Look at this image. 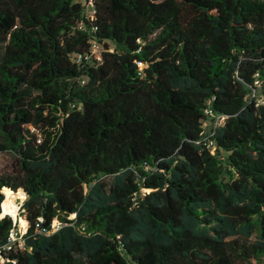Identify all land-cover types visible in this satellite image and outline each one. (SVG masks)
Returning a JSON list of instances; mask_svg holds the SVG:
<instances>
[{
    "label": "trees",
    "instance_id": "16d2710c",
    "mask_svg": "<svg viewBox=\"0 0 264 264\" xmlns=\"http://www.w3.org/2000/svg\"><path fill=\"white\" fill-rule=\"evenodd\" d=\"M93 4L0 0V154L19 165L1 253L8 189L26 196L16 264H263L264 0ZM92 38L114 52L79 69Z\"/></svg>",
    "mask_w": 264,
    "mask_h": 264
},
{
    "label": "built area",
    "instance_id": "2783aa9c",
    "mask_svg": "<svg viewBox=\"0 0 264 264\" xmlns=\"http://www.w3.org/2000/svg\"><path fill=\"white\" fill-rule=\"evenodd\" d=\"M85 9H86L85 13L87 17H92L94 15L95 12H94L93 0H88ZM97 30L98 29L96 27H93L91 29V32L96 33ZM104 43L106 44L107 42L106 41L101 42L96 38H92V40L90 41L89 53L85 55L74 54L71 57V61L74 64H76L79 69L83 68L85 64L89 66H94L95 64L101 63L103 54L105 52H110V53L114 52L113 47L109 48V50H106ZM108 44L110 45V43ZM138 66L140 70H142L143 65L141 63H138ZM255 78H256L254 82L255 89L252 91L249 98L255 101L256 107H259L261 105H264V91L259 81V75L257 74ZM86 82H87V78L83 77L80 83L81 85H85ZM205 115L207 116V118L203 121V125H202L201 135L203 137L201 143L204 146H206L213 154H215L218 150V146L214 138L217 130L225 125L227 117L225 115L215 114L214 111L210 108L205 110ZM215 150L216 152H214ZM53 227H54V231H57L60 227V224L58 222H55ZM24 235L25 233L24 234L15 233V230L10 232L7 245L3 248V252L5 255H3L0 251V264H16V261L11 260L8 256L12 252H16L18 250L23 251L25 249Z\"/></svg>",
    "mask_w": 264,
    "mask_h": 264
},
{
    "label": "rangeland",
    "instance_id": "374dc122",
    "mask_svg": "<svg viewBox=\"0 0 264 264\" xmlns=\"http://www.w3.org/2000/svg\"><path fill=\"white\" fill-rule=\"evenodd\" d=\"M77 2L81 3L83 6H86L88 0H76ZM216 152V150L214 151ZM217 154V152L215 153ZM19 171V165L15 159L14 156L10 154H0V177L3 176H14L15 173ZM145 190V189H144ZM142 190L141 191V197L144 196L146 191ZM22 205H19L18 211L14 218L18 220V229L15 231L17 234H24L26 232V225L24 218L20 217V210H21ZM6 208V207H5ZM4 213V211H3ZM74 216H72L70 219H73ZM23 221V222H22ZM263 264H264V259H263Z\"/></svg>",
    "mask_w": 264,
    "mask_h": 264
},
{
    "label": "bare ground",
    "instance_id": "6f19581e",
    "mask_svg": "<svg viewBox=\"0 0 264 264\" xmlns=\"http://www.w3.org/2000/svg\"><path fill=\"white\" fill-rule=\"evenodd\" d=\"M18 198L21 200H24L26 197H25L24 193L15 194L12 191L6 189V203H7V205L5 208V213L11 215L12 217L16 215L18 208H19V206L14 203L15 200H17ZM13 219H15L17 221L16 218L13 217Z\"/></svg>",
    "mask_w": 264,
    "mask_h": 264
},
{
    "label": "water",
    "instance_id": "95a60500",
    "mask_svg": "<svg viewBox=\"0 0 264 264\" xmlns=\"http://www.w3.org/2000/svg\"><path fill=\"white\" fill-rule=\"evenodd\" d=\"M25 197H26V196H25ZM25 200H26V198H25L24 200H21V199L18 198L17 200H15L14 203H15L16 205H18V206H19V205H23V203L25 202ZM12 219H13V218H12ZM13 220L16 222L15 219H13Z\"/></svg>",
    "mask_w": 264,
    "mask_h": 264
},
{
    "label": "clouds",
    "instance_id": "9594fccd",
    "mask_svg": "<svg viewBox=\"0 0 264 264\" xmlns=\"http://www.w3.org/2000/svg\"><path fill=\"white\" fill-rule=\"evenodd\" d=\"M0 218H2V217H0Z\"/></svg>",
    "mask_w": 264,
    "mask_h": 264
}]
</instances>
